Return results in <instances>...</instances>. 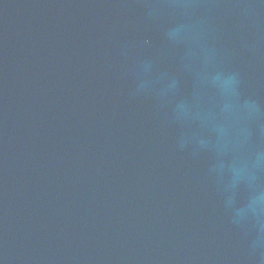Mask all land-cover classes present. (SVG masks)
<instances>
[{"label":"water","instance_id":"obj_1","mask_svg":"<svg viewBox=\"0 0 264 264\" xmlns=\"http://www.w3.org/2000/svg\"><path fill=\"white\" fill-rule=\"evenodd\" d=\"M0 264H264V0H0Z\"/></svg>","mask_w":264,"mask_h":264}]
</instances>
